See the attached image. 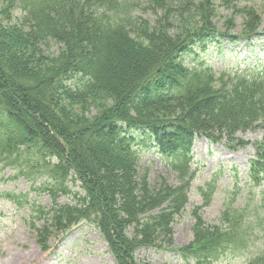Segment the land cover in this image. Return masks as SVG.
Segmentation results:
<instances>
[{
    "label": "trees",
    "instance_id": "obj_1",
    "mask_svg": "<svg viewBox=\"0 0 264 264\" xmlns=\"http://www.w3.org/2000/svg\"><path fill=\"white\" fill-rule=\"evenodd\" d=\"M263 3L6 1L0 10V170L18 165L17 176L48 177L35 189L50 195V207L33 204L31 214L43 250L88 222L115 264H152L137 257L142 248L177 251L187 264L227 263L228 251L237 252L253 218L247 208L227 205L218 221L206 219L202 210L214 181L202 188L204 203L191 210L189 243L175 247L174 224L190 202L200 137L233 151L252 144L251 179L264 184V67L216 69L208 61L185 63L184 56L199 57L213 44L220 56L226 43L239 40L252 48L264 34ZM130 128L148 134L174 182L162 174L153 179L140 165L137 144L147 140H137ZM258 129L259 138H246ZM5 196L20 206L29 202V193ZM246 264H264V246Z\"/></svg>",
    "mask_w": 264,
    "mask_h": 264
},
{
    "label": "rangeland",
    "instance_id": "obj_2",
    "mask_svg": "<svg viewBox=\"0 0 264 264\" xmlns=\"http://www.w3.org/2000/svg\"><path fill=\"white\" fill-rule=\"evenodd\" d=\"M6 1L0 0V10L3 9L2 7ZM260 9L264 11V3L260 5ZM239 30L238 28L234 32H239ZM213 47L216 46L213 44ZM232 47L234 48L233 55L236 56V60L246 61L247 63L253 60L251 55L253 53L248 50L246 42L239 41L234 45L226 43L225 48L227 51L223 57L215 55L213 53L214 48H209L207 52L202 51L199 57L194 54H186L184 61L194 65L202 61H198L199 59L206 57L211 59L210 62L213 65L222 67L231 62L232 55L228 49ZM254 48L256 50L264 48V35L260 36V39L256 38ZM129 132L139 141L147 140V144H137V150L141 151L142 154L140 165H143L145 169L149 168L153 179L157 178L159 174H163L174 182L176 180L174 172L167 170L159 158L155 159V150L152 148L153 144L148 134L141 128H130ZM260 135L258 131H251L246 136L249 139H254ZM194 153L200 166L192 184L189 208L181 217L176 219L174 224L175 247H181L191 241L193 237L191 210L203 201L198 189L206 185L210 177L212 178L216 173H218L216 177L218 190L213 196L211 204L203 209L206 219H218L224 207L233 203L240 207L251 206L252 208L249 211L252 218H254L255 207L252 202L254 193L250 192L253 186L245 183L248 168L247 160L254 153L251 145L232 153L220 145L210 144L204 138H200L194 145ZM232 165H237L239 169L236 171ZM221 168H225L224 172H221ZM20 169L17 165L0 171V264H114V258L109 252L104 238L94 225L87 223L74 227L64 237L55 240L52 249L49 251L40 248L36 242V234L27 222V218L30 219L33 212L32 207H17L16 204L4 199L1 194L5 191L24 193L29 190L31 191L29 205L42 204L50 207V195L35 189V187L47 183L48 177L45 174L30 177L24 174L15 179L14 177ZM254 188L256 191L260 190V188ZM74 189L76 192L79 191V187ZM63 196H60L62 200L65 199ZM256 201H258V198H256ZM263 216L264 211L261 212L262 220L264 219ZM263 223L253 228L252 236L241 251L243 253L240 255L238 254L240 252L230 253L228 261L233 262L232 264H246L261 251L264 242ZM137 257L152 264H162L164 262L168 264H187L175 251L158 250L156 248H142L137 252ZM223 264H229V262L226 263L224 260Z\"/></svg>",
    "mask_w": 264,
    "mask_h": 264
}]
</instances>
